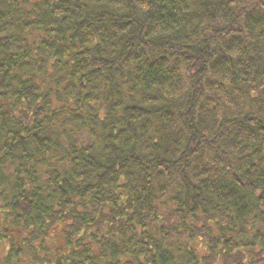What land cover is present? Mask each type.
I'll list each match as a JSON object with an SVG mask.
<instances>
[{
	"label": "trees",
	"instance_id": "obj_1",
	"mask_svg": "<svg viewBox=\"0 0 264 264\" xmlns=\"http://www.w3.org/2000/svg\"><path fill=\"white\" fill-rule=\"evenodd\" d=\"M0 229L50 264H264V0H0Z\"/></svg>",
	"mask_w": 264,
	"mask_h": 264
},
{
	"label": "flooded vegetation",
	"instance_id": "obj_2",
	"mask_svg": "<svg viewBox=\"0 0 264 264\" xmlns=\"http://www.w3.org/2000/svg\"><path fill=\"white\" fill-rule=\"evenodd\" d=\"M51 239L55 240L54 235L51 236ZM14 240L16 239L11 238L9 233L6 236L1 235L0 229V264H50L48 261L34 260L23 253V236L18 239L19 243Z\"/></svg>",
	"mask_w": 264,
	"mask_h": 264
},
{
	"label": "rangeland",
	"instance_id": "obj_3",
	"mask_svg": "<svg viewBox=\"0 0 264 264\" xmlns=\"http://www.w3.org/2000/svg\"><path fill=\"white\" fill-rule=\"evenodd\" d=\"M51 243H54V240H53V241H52V240H50V244H51Z\"/></svg>",
	"mask_w": 264,
	"mask_h": 264
}]
</instances>
